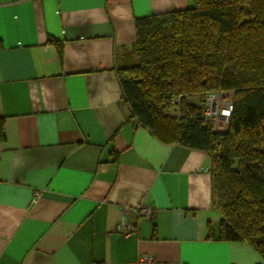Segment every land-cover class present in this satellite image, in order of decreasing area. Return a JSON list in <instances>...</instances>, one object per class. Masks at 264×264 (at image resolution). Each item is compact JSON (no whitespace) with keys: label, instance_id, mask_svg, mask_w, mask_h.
<instances>
[{"label":"crops","instance_id":"1","mask_svg":"<svg viewBox=\"0 0 264 264\" xmlns=\"http://www.w3.org/2000/svg\"><path fill=\"white\" fill-rule=\"evenodd\" d=\"M191 6L0 0V264H264L219 238L207 154L137 123L117 79L136 18Z\"/></svg>","mask_w":264,"mask_h":264},{"label":"trees","instance_id":"2","mask_svg":"<svg viewBox=\"0 0 264 264\" xmlns=\"http://www.w3.org/2000/svg\"><path fill=\"white\" fill-rule=\"evenodd\" d=\"M191 2L135 19L117 79L131 118L162 143L207 154L219 238L248 242L264 261V0ZM213 91L234 95L224 132L204 124Z\"/></svg>","mask_w":264,"mask_h":264},{"label":"built area","instance_id":"3","mask_svg":"<svg viewBox=\"0 0 264 264\" xmlns=\"http://www.w3.org/2000/svg\"><path fill=\"white\" fill-rule=\"evenodd\" d=\"M234 95L231 91H213L206 94L204 99L203 118L204 124H210L215 132L226 131L233 107ZM133 218L125 217L120 223L123 235H130L137 228V217L150 215L151 208L146 205H139L132 209ZM144 261H151V257L143 258Z\"/></svg>","mask_w":264,"mask_h":264},{"label":"rangeland","instance_id":"4","mask_svg":"<svg viewBox=\"0 0 264 264\" xmlns=\"http://www.w3.org/2000/svg\"><path fill=\"white\" fill-rule=\"evenodd\" d=\"M189 100L193 103L200 104L201 103V97L200 95L192 96L189 98Z\"/></svg>","mask_w":264,"mask_h":264}]
</instances>
